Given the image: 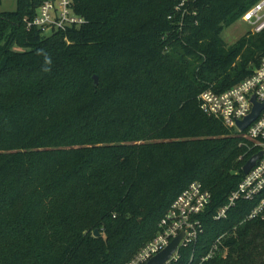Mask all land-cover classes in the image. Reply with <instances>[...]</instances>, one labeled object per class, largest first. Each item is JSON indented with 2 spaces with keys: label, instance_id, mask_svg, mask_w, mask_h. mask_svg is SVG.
Segmentation results:
<instances>
[{
  "label": "trees",
  "instance_id": "1",
  "mask_svg": "<svg viewBox=\"0 0 264 264\" xmlns=\"http://www.w3.org/2000/svg\"><path fill=\"white\" fill-rule=\"evenodd\" d=\"M46 1L0 13V264H127L193 182L212 203L174 264L224 234L202 264H264L251 204L214 220L257 150L199 102L260 66L264 31L222 34L262 0H72L85 24L49 36L25 22Z\"/></svg>",
  "mask_w": 264,
  "mask_h": 264
},
{
  "label": "built area",
  "instance_id": "2",
  "mask_svg": "<svg viewBox=\"0 0 264 264\" xmlns=\"http://www.w3.org/2000/svg\"><path fill=\"white\" fill-rule=\"evenodd\" d=\"M192 1L194 0H183L181 5ZM243 19L251 28V33L263 32L264 0L248 11ZM25 22L28 31L37 29L43 35L49 36L53 32L79 29L86 21L75 14L72 0H47L38 9L35 18L26 19ZM199 102L204 114L220 120L243 141L250 142L252 144L250 150H257L253 156L263 153L251 171L244 175L237 189L230 194L227 203L217 210L214 220H226L232 209L236 208L240 202H246L251 204L252 208L243 222H264V109L245 131H241L238 127L240 122L245 121L253 113L255 103L264 104V58L251 76L223 93L206 90L200 95ZM211 203L212 194L200 182L191 183L170 206L160 223L161 231L158 236L127 264H148L175 238L184 233L177 252L166 264L177 263L181 259L180 250L196 246L204 234L201 216L206 213ZM226 237L227 234H224L215 241L200 264L220 255L223 258L228 256V248L224 243ZM193 260L194 256L191 257L189 264H193Z\"/></svg>",
  "mask_w": 264,
  "mask_h": 264
},
{
  "label": "water",
  "instance_id": "3",
  "mask_svg": "<svg viewBox=\"0 0 264 264\" xmlns=\"http://www.w3.org/2000/svg\"><path fill=\"white\" fill-rule=\"evenodd\" d=\"M93 78L95 80V84L98 85L99 84L98 76H94ZM253 102H255V98H253ZM263 109H264V104L259 105V104L255 103L253 113L245 121L240 122L238 124L239 129L241 131H245L252 124V122L258 118L260 112ZM262 156H263V153L260 152V153L256 154L255 156H253L246 163V165L243 167L244 175H247L251 171V169L256 165L257 161ZM100 236H101L100 232L98 230H96L95 231V237L98 238ZM183 238H184V233L180 234L177 238H175L165 250H163L157 256L152 258L148 264H166V263H168L171 260L172 256L177 252L178 247H179L180 243L182 242Z\"/></svg>",
  "mask_w": 264,
  "mask_h": 264
},
{
  "label": "rangeland",
  "instance_id": "4",
  "mask_svg": "<svg viewBox=\"0 0 264 264\" xmlns=\"http://www.w3.org/2000/svg\"><path fill=\"white\" fill-rule=\"evenodd\" d=\"M17 8V0H0V13L13 12L16 11ZM250 32L251 28L246 24L244 19H241L240 21L226 29L222 34V38L226 42V44L231 46Z\"/></svg>",
  "mask_w": 264,
  "mask_h": 264
}]
</instances>
